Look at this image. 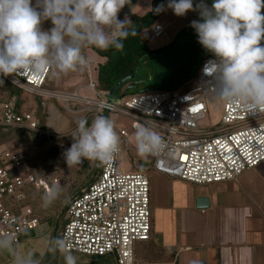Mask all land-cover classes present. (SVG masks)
<instances>
[{"label": "built area", "instance_id": "built-area-1", "mask_svg": "<svg viewBox=\"0 0 264 264\" xmlns=\"http://www.w3.org/2000/svg\"><path fill=\"white\" fill-rule=\"evenodd\" d=\"M198 1V0H195ZM161 23L144 29V39L156 41L164 33ZM212 62L205 58L186 90L157 89L110 98L95 92L92 120L109 114L128 117L130 129L118 126L120 151L110 165L96 164L97 173L79 188L65 205L64 223L59 233L67 236L71 252L89 257L112 255L116 264H134L133 245L147 240L151 230L150 187L142 171H126L123 146L135 138L137 125H151L164 140V147L149 156L151 167L160 173L194 183L236 180L245 170L264 161V115L247 114L239 107L223 103L218 126L202 129L198 121L207 112L206 98L213 95L215 80L210 74ZM50 72L36 76L29 73L4 76L16 87L38 91L47 82ZM91 124V123H90ZM89 124V126H90ZM0 126L4 129H25L38 134L41 130L33 111H21L15 101L0 100ZM74 142L58 143V156ZM88 162L84 159L79 167ZM57 178L34 176L23 171V157L16 151L0 147V235H11L18 243L23 231L39 224L35 210L25 204L28 189L45 193Z\"/></svg>", "mask_w": 264, "mask_h": 264}, {"label": "clouds", "instance_id": "clouds-1", "mask_svg": "<svg viewBox=\"0 0 264 264\" xmlns=\"http://www.w3.org/2000/svg\"><path fill=\"white\" fill-rule=\"evenodd\" d=\"M130 0H0V76H39L49 71L59 78L69 72L83 71L89 64L84 49L123 50V41L136 35L132 21L118 19L119 11ZM167 8L177 16L199 11L201 20H193L198 42L215 57L210 74L215 83L214 98L239 106L247 114L264 115V0H213L211 8L204 0H169ZM165 10L160 4L156 14ZM51 20L44 31L41 24ZM16 83V80L13 81ZM4 80L0 79V86ZM71 147L63 155L68 167L81 165L84 159L110 165L120 151V136L114 121L97 115L90 126L87 119L77 121ZM137 153L142 158L162 151L164 140L151 125L135 129ZM60 185L49 186L42 206H51L62 194ZM47 250L64 254L65 264H77L67 236L47 237ZM0 252L11 257V264H40L32 251L19 247L11 235H0Z\"/></svg>", "mask_w": 264, "mask_h": 264}, {"label": "rangeland", "instance_id": "rangeland-1", "mask_svg": "<svg viewBox=\"0 0 264 264\" xmlns=\"http://www.w3.org/2000/svg\"><path fill=\"white\" fill-rule=\"evenodd\" d=\"M150 1L130 0V3L119 11L118 19L123 21L126 16L129 18L131 14L143 15L150 9ZM32 2L34 5L36 0H32ZM167 4L164 10L166 16L157 19V23L163 24L164 33L151 46H161L171 40L172 43L162 53L158 52L141 64L140 73L144 82L136 87H141V85L152 88L161 87L169 77L170 82L167 88L177 87L186 90L191 84L192 79L185 80L184 72L169 75L173 73L174 67H181L185 72L187 68L193 67V62L190 59L191 50L185 43V39L183 37L173 39V37L188 18L195 14V11H188L181 17L174 15L173 10L167 8ZM51 27H53L51 20H45L41 24V29L44 31L50 30ZM144 34H146L145 30L142 31V35ZM84 55L88 58L89 64L83 71L69 72L59 78L53 77L50 73L47 82L38 91L20 89L18 93H10V88L4 84L0 86V100L11 99L16 102L21 111H33L41 130L46 132L38 134L25 129H4L0 126V147L12 149L23 157V171L37 177L57 178V182L52 185H60L63 191L60 198L51 206L43 207L42 197L35 195H30L29 198L26 195L25 200V204L41 213L40 216L44 215L48 219H52V237L59 236L65 221V205L72 196L71 194L90 182L98 170L96 167L98 162L89 161L81 167H68L66 160L58 156L57 148L58 143H69L74 140L71 134L76 129L78 120L87 119L88 124L92 122L91 108L95 92L90 87V81L92 80L95 84L96 69L103 59L90 47L84 49ZM0 79L6 78L0 76ZM206 106L205 117L198 121V125L202 129L218 126L222 115L223 103L217 101L214 95L206 98ZM113 115L109 114V117L116 119L119 127L130 129L131 120L128 117ZM122 153L124 160L121 167L126 171L144 172L145 167L149 166V157L145 159L138 155L135 138L132 136L128 138L127 148L123 146ZM72 254L77 257V264L91 262L88 256ZM102 262L103 264H113V260ZM44 264H65L64 254L57 251Z\"/></svg>", "mask_w": 264, "mask_h": 264}, {"label": "crops", "instance_id": "crops-1", "mask_svg": "<svg viewBox=\"0 0 264 264\" xmlns=\"http://www.w3.org/2000/svg\"><path fill=\"white\" fill-rule=\"evenodd\" d=\"M165 16L162 11L159 18ZM141 37L148 48L160 47ZM148 165L151 230L147 240L134 243V264H264V161L236 180L202 184L157 172L150 159ZM42 194L26 192L28 198ZM34 210L39 224L23 231L17 244L41 261L49 252L52 219ZM101 259L116 264L112 255ZM0 264H11L6 252H0Z\"/></svg>", "mask_w": 264, "mask_h": 264}, {"label": "trees", "instance_id": "trees-1", "mask_svg": "<svg viewBox=\"0 0 264 264\" xmlns=\"http://www.w3.org/2000/svg\"><path fill=\"white\" fill-rule=\"evenodd\" d=\"M168 2L169 0H151L150 9L147 10L143 15L131 14L129 16V19L132 21V24L129 25V28L135 27L136 35H129L128 38L123 41V50L118 51L114 48L101 50L90 46V48L103 59L102 62L98 64L95 75V89L98 92L107 95V92L115 83L120 81L122 78L131 75L134 71H136V74L132 79L125 81L114 90L113 94L115 96L120 95L125 87L129 84H134V87L128 90L127 95L141 93L144 86L148 87L149 90H176L177 87L167 88V85L170 82V77L167 79L166 83L162 84L161 87L157 86L152 88L147 85L136 87V85L139 86V84L144 82V78L140 73L141 64H144V62H146L148 58L151 59L152 56L157 54L158 52L162 53L170 45V43H172L171 40L163 46L157 47L155 49H150L141 37V32L144 29L148 28L150 25L156 24L157 19L162 13L160 12L159 14H156L154 11H152V9H155L160 4L166 5ZM200 2L201 0H193L194 7ZM204 3H206L208 7L211 8L213 0H204ZM261 14L264 15V11H261ZM193 20H201L199 11H195V14L188 18L186 23L177 30L173 37V39L177 37H183L185 39V43L188 44L189 49L191 50L190 59L193 62V67L191 69L187 68L186 72L181 67H174L173 73H171L169 76L177 72H184L186 74L185 80L189 78L192 79L193 76L197 73L201 62L205 58H217L198 42V35L196 33V30L190 26ZM261 44L264 45V39H262ZM3 80L4 85L7 88H10V93L20 92V89L18 87H16L6 79ZM52 255V252H48L46 256L40 261V264H44L45 261H47ZM101 261V257H97L96 260L91 261L89 264H102Z\"/></svg>", "mask_w": 264, "mask_h": 264}, {"label": "water", "instance_id": "water-1", "mask_svg": "<svg viewBox=\"0 0 264 264\" xmlns=\"http://www.w3.org/2000/svg\"><path fill=\"white\" fill-rule=\"evenodd\" d=\"M135 74H136V71H134L131 75L126 76V77L122 78L120 81H118L117 83H115V84L111 87V89L107 92V95H106V96H107V97H110V98H113V97H116V98H122V97L126 96L128 90L131 89V88H133V87H134V84H129V85H127V86L125 87V89L123 90V92H122L120 95H118V96H115V95L113 94V92H114V90H115L119 85L123 84L125 81H127V80H129V79H132V78L135 76ZM148 89H149L148 87H145V88L143 89V91H147Z\"/></svg>", "mask_w": 264, "mask_h": 264}, {"label": "bare ground", "instance_id": "bare-ground-1", "mask_svg": "<svg viewBox=\"0 0 264 264\" xmlns=\"http://www.w3.org/2000/svg\"><path fill=\"white\" fill-rule=\"evenodd\" d=\"M20 89V88H19Z\"/></svg>", "mask_w": 264, "mask_h": 264}]
</instances>
